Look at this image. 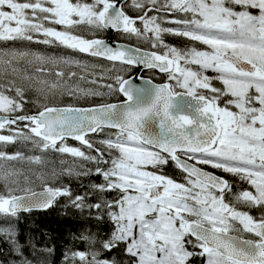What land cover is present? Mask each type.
<instances>
[{"label":"snow or ice","instance_id":"snow-or-ice-1","mask_svg":"<svg viewBox=\"0 0 264 264\" xmlns=\"http://www.w3.org/2000/svg\"><path fill=\"white\" fill-rule=\"evenodd\" d=\"M0 44V264H48L19 224L60 202L61 264H264V0H0Z\"/></svg>","mask_w":264,"mask_h":264},{"label":"trees","instance_id":"trees-1","mask_svg":"<svg viewBox=\"0 0 264 264\" xmlns=\"http://www.w3.org/2000/svg\"><path fill=\"white\" fill-rule=\"evenodd\" d=\"M104 36L105 33L102 34V38H104ZM114 39L118 42L128 43L136 47H140L141 49L144 50L153 51V49H151L148 44L142 41H137L135 39H128V38L126 39L120 34L114 35ZM165 40L169 44L174 45L178 48H182L186 44V41L182 40L181 38H177L173 36H166ZM39 49H41V51L46 53L59 54V55L68 54L78 59L92 61L91 57H87L79 53H71L69 50L63 48H50L45 45L31 48V50H37V51ZM97 62L104 65H107L108 63L102 60ZM96 71L99 72L101 70L97 69ZM104 71H107V68H105ZM133 74H134L133 70L131 69V71L127 74V77ZM84 86L95 87L93 85H87V84ZM110 99L111 102H116L115 97H112ZM64 102L67 104H78L79 106H90L93 103H98L99 98H97L96 100H89V101H83V100L75 101L72 100L71 98L65 97ZM69 143L73 145H77L76 143H72V142ZM91 179L99 180V177H92ZM78 183H79L78 181L72 182L74 189L77 188ZM35 188L36 190H40L39 185H36ZM81 223L82 221L78 219L76 215L73 214L72 210L65 208L63 206V202H60L53 208L48 209L47 211H36L30 214H24V216L20 220L19 228L20 231L22 232V239L25 243H28L29 240L34 237L35 243L38 245V247H43L47 245L54 248L55 250L54 254L48 258V264H61L63 253L65 250L73 246L74 244L73 236L75 233L80 231ZM4 248H5V244L0 242V249H4ZM29 251H31V249H29ZM3 258L8 261V264H12V259L8 255L7 251L3 252Z\"/></svg>","mask_w":264,"mask_h":264},{"label":"flooded vegetation","instance_id":"flooded-vegetation-1","mask_svg":"<svg viewBox=\"0 0 264 264\" xmlns=\"http://www.w3.org/2000/svg\"><path fill=\"white\" fill-rule=\"evenodd\" d=\"M106 34L107 33L105 32V36L104 37H106ZM114 35H119V34L116 33ZM122 43H124V42H122ZM41 45L42 44H28L27 42H24L23 44H19L17 46L18 47H22V48L25 47V46H28L31 49V48H35V47L41 46ZM0 47H5V46L0 44ZM46 49H48V48H46ZM38 51H41V49H39ZM132 70H133V73H134L133 76H134L136 74V68H132ZM143 75H145V76H143ZM138 77L149 79L155 84H159L161 82H165V80H166L165 75L162 74V73H159L157 70L142 71ZM212 171H214V170H212ZM237 186H239V185H237ZM245 187H246V185H245Z\"/></svg>","mask_w":264,"mask_h":264},{"label":"water","instance_id":"water-1","mask_svg":"<svg viewBox=\"0 0 264 264\" xmlns=\"http://www.w3.org/2000/svg\"><path fill=\"white\" fill-rule=\"evenodd\" d=\"M106 33H107V37L104 38V39L112 41L113 44H124V45H128V46H132V45H129V44H125V43H121V42L115 41L114 38H113V36H114V34H116V32L114 30L108 31ZM132 47H135V46H132ZM144 51H148V50H144ZM146 70H149V69H145V68H143V66H141L140 68H136V74L134 76L130 77V79H132V81H133L134 84H136L137 86H140V87L145 86L144 85V81L145 80H149V79H146V78H138V76L140 75V73L142 71H146ZM38 191H40V190H38Z\"/></svg>","mask_w":264,"mask_h":264},{"label":"rangeland","instance_id":"rangeland-1","mask_svg":"<svg viewBox=\"0 0 264 264\" xmlns=\"http://www.w3.org/2000/svg\"><path fill=\"white\" fill-rule=\"evenodd\" d=\"M168 26H174V25H168ZM127 39V38H126ZM26 48H28L29 49V47L28 46H25ZM64 101H65V99H64ZM238 185V184H237ZM37 191V190H36ZM114 195V194H113Z\"/></svg>","mask_w":264,"mask_h":264}]
</instances>
